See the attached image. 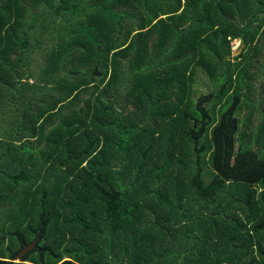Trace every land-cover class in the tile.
<instances>
[{
    "label": "trees",
    "instance_id": "trees-1",
    "mask_svg": "<svg viewBox=\"0 0 264 264\" xmlns=\"http://www.w3.org/2000/svg\"><path fill=\"white\" fill-rule=\"evenodd\" d=\"M0 264H264V0H0Z\"/></svg>",
    "mask_w": 264,
    "mask_h": 264
},
{
    "label": "rangeland",
    "instance_id": "rangeland-1",
    "mask_svg": "<svg viewBox=\"0 0 264 264\" xmlns=\"http://www.w3.org/2000/svg\"><path fill=\"white\" fill-rule=\"evenodd\" d=\"M241 48V44H240V41L239 40H234L233 41V50L235 52H239ZM199 72V76H200V80L197 82L196 81V84H195V90L196 92L194 93L196 96L200 95V93L202 92H206L208 91V88L210 89L211 88V83H210V80L207 78V76L203 73L202 70L198 71ZM202 81H205L207 83H209V87H206V84H204ZM248 113V110L247 108H245L243 110V113L242 115H246ZM258 122V117L255 115L251 121V125L253 124V126ZM16 262H18V260H16V258L14 259Z\"/></svg>",
    "mask_w": 264,
    "mask_h": 264
},
{
    "label": "water",
    "instance_id": "water-1",
    "mask_svg": "<svg viewBox=\"0 0 264 264\" xmlns=\"http://www.w3.org/2000/svg\"><path fill=\"white\" fill-rule=\"evenodd\" d=\"M37 241L38 239H34L30 244L26 245L17 255H16V260H18V262L22 261L26 255V253L35 248L37 245Z\"/></svg>",
    "mask_w": 264,
    "mask_h": 264
}]
</instances>
